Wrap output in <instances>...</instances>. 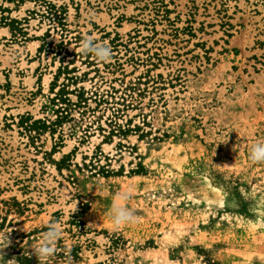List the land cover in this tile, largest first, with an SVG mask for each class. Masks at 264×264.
<instances>
[{"label": "rangeland", "instance_id": "rangeland-1", "mask_svg": "<svg viewBox=\"0 0 264 264\" xmlns=\"http://www.w3.org/2000/svg\"><path fill=\"white\" fill-rule=\"evenodd\" d=\"M256 143L264 0H0V264H264Z\"/></svg>", "mask_w": 264, "mask_h": 264}, {"label": "clouds", "instance_id": "clouds-1", "mask_svg": "<svg viewBox=\"0 0 264 264\" xmlns=\"http://www.w3.org/2000/svg\"><path fill=\"white\" fill-rule=\"evenodd\" d=\"M79 51L82 55L92 54L99 62H108L112 57V50L107 42L94 43L93 37L85 36L81 43ZM249 159L252 163H264V143L253 144L249 151ZM132 196V189L128 188L124 191L117 192L111 203L108 213L113 230H119L123 226L137 222V217L132 210L126 206V202ZM77 210V205L73 209V213ZM62 236V227L59 222H52L48 226V231L42 234L39 244L32 249L37 259L43 261L52 256L55 252V244ZM6 240V248L10 244L9 236L0 235V241ZM2 256V254H0Z\"/></svg>", "mask_w": 264, "mask_h": 264}, {"label": "trees", "instance_id": "trees-1", "mask_svg": "<svg viewBox=\"0 0 264 264\" xmlns=\"http://www.w3.org/2000/svg\"><path fill=\"white\" fill-rule=\"evenodd\" d=\"M21 261H23L24 263H27V264H38L39 259H37V257H34V256L22 255ZM33 261H34V263H33Z\"/></svg>", "mask_w": 264, "mask_h": 264}]
</instances>
